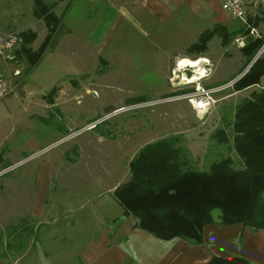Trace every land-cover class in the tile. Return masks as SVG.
Segmentation results:
<instances>
[{
  "label": "rangeland",
  "instance_id": "374dc122",
  "mask_svg": "<svg viewBox=\"0 0 264 264\" xmlns=\"http://www.w3.org/2000/svg\"><path fill=\"white\" fill-rule=\"evenodd\" d=\"M42 1L56 4L61 26L39 64L27 73L23 96L15 90L6 105L0 103V130L9 137L6 147L12 152L10 159L6 157L0 164V169L8 167L0 187L26 188L29 203L36 200V190H45L47 207L70 203L75 209L82 204L89 209L100 200L92 194L72 199L69 190L85 191L92 186V192L111 187L114 178L102 174L106 173L105 163L108 171L114 162L120 171L141 147L163 139H175V147L194 170L207 171L208 165L221 157L231 158L237 167L231 143L219 145L212 134L224 128L231 139L224 125L230 124L234 107L248 92H219L216 104L203 116L196 115L185 102L157 104L182 88L172 87L168 81L176 63L192 60L194 55L186 58L181 52L167 69L172 58L169 51L175 46L187 48L206 28L211 11L204 0H190L182 6L173 18L153 30L164 34L158 37L143 26L105 19L103 0ZM32 7V0H0V36L33 30L38 35L36 44H40L46 31L42 21L33 17ZM260 24L264 21L259 18L252 26L260 31ZM233 25L240 23L234 21ZM253 38L239 36L234 44L238 39L246 43L256 40ZM261 39L264 42V32ZM234 44L212 51L220 59L217 66L211 67L206 60L198 66L205 72L203 79L212 74L223 84L240 76L246 59ZM256 56L264 58V44ZM193 71L187 69L185 74L191 76ZM259 87H264V76ZM52 99L58 105L53 112L44 109ZM135 99L141 101L137 104L157 105L127 109L135 105ZM74 160L82 177L72 170ZM100 175L107 183L97 182ZM9 205H17L14 198Z\"/></svg>",
  "mask_w": 264,
  "mask_h": 264
},
{
  "label": "crops",
  "instance_id": "0c3cea01",
  "mask_svg": "<svg viewBox=\"0 0 264 264\" xmlns=\"http://www.w3.org/2000/svg\"><path fill=\"white\" fill-rule=\"evenodd\" d=\"M204 1L211 13L208 25L206 28L203 27L196 40L204 32L216 33L208 41L206 52L196 60H206L211 67H215L220 63L215 53L223 50L225 46L233 45L235 38L244 36L242 33L244 27L240 21L224 14L216 0ZM103 2L105 7L101 14L106 15L105 19L113 22L126 21L138 28L143 26L145 30L152 32L151 35L154 37L164 36L162 32L158 34L153 30L173 18L182 6L190 4V0H103ZM255 20L258 21L259 18ZM234 21H238L241 27H233ZM262 25L258 26L263 28L260 29L263 33ZM149 32L144 33L145 37H149ZM37 39L38 35L29 47L32 50H36L40 45L36 44ZM238 41L234 45L240 53L242 48H238ZM244 44L246 46V41ZM217 45L219 49L214 50ZM187 48L175 46L170 49L172 58L167 69L181 57V52L182 56L188 58L183 55ZM15 52L12 62L0 58V71L12 90L9 96L0 99V103L4 105L15 90L19 91L18 95L23 96L21 88L29 72L24 59L16 58ZM168 77L167 74L164 79ZM219 81L221 80L208 74L199 84L211 88L222 85ZM258 86L235 93L250 94L251 91H259L262 88ZM57 107V103L52 99L50 103L45 104L44 109L53 112ZM0 134L1 164L6 157L10 159L12 152L6 147L9 137L5 135V131L0 130ZM131 159L120 169L121 172L115 162L112 163L111 171H108L107 163L103 165L106 170L105 174L102 173L104 177L109 175L114 178L111 187L106 186L105 189L100 188L92 192L89 191L93 189L92 186L84 188L85 191L76 188L69 190V197L72 199L90 197L92 194L100 200L89 209L83 204L75 209L70 203L66 207H56L53 204L47 207L49 196L45 190H36L38 193L36 200L29 203L26 188H11L10 184L4 188L0 187V264H207L213 257L227 260L242 258L249 264H264V230L252 233L240 223L231 226L214 224L206 226L203 229L201 245H192L181 239L162 241L137 229L136 220L130 216L124 217L121 207L113 198L115 187L128 179V164ZM76 164L74 160L72 163L74 174H77L78 170ZM7 168L0 169V179L7 175ZM117 173H120L117 175L119 178H116ZM77 175L82 177L79 173ZM97 182L101 185L107 183L102 176ZM13 198L17 204L14 207L9 205Z\"/></svg>",
  "mask_w": 264,
  "mask_h": 264
},
{
  "label": "trees",
  "instance_id": "16d2710c",
  "mask_svg": "<svg viewBox=\"0 0 264 264\" xmlns=\"http://www.w3.org/2000/svg\"><path fill=\"white\" fill-rule=\"evenodd\" d=\"M32 15L42 21L45 36L36 50L29 48L37 38L32 30L16 33L21 44L16 58L24 59L30 71L52 45L62 17L55 13L56 4L32 0ZM259 20H254L253 25ZM214 31L204 32L184 54L196 60L207 49ZM244 35L248 31H242ZM261 38L246 43L240 53L245 65L251 62L261 46ZM232 85L240 92L259 85L264 76V58H258ZM233 80V79H232ZM193 89L172 93L179 95ZM166 98V97H164ZM132 104L140 103L135 99ZM229 128L216 129L212 138L219 144L231 143L237 167L229 157L212 161L207 171L189 167L175 139H163L141 147L128 164V179L115 187L114 201L124 217H133L136 228L154 239H181L192 245L203 243V229L209 225L241 224L252 233L264 230V87L251 91L234 107ZM207 264H249L242 258L213 257Z\"/></svg>",
  "mask_w": 264,
  "mask_h": 264
},
{
  "label": "built area",
  "instance_id": "2783aa9c",
  "mask_svg": "<svg viewBox=\"0 0 264 264\" xmlns=\"http://www.w3.org/2000/svg\"><path fill=\"white\" fill-rule=\"evenodd\" d=\"M220 9L227 14L230 18L234 20H238L242 23V27L248 31V34L254 37L253 39L261 38L262 32L257 30L254 26H252L254 20L256 18H260L264 21V0H216ZM21 44V39L15 34H9L5 36H0V58H4L7 61L14 60V52L19 48ZM238 48H243L245 46L242 40L237 42ZM179 62L176 63L175 69L172 71V78L169 79L168 82L172 85V87H182L179 91H186L189 89H193L190 92H184L179 95L169 96V98H165L160 103H171V102H185L188 104V107L198 116H203L207 114L216 104V96L219 92L232 89V85L236 82L234 80L229 81L228 83L216 86V87H203L199 83L205 76V72L202 71L201 74L191 76H187L185 74L187 69L191 68H179ZM3 73L0 71V99H4L11 94V87L7 82ZM17 74V73H16ZM195 75V77H194ZM191 88H186L190 87ZM175 93V92H174ZM156 103H148V104H135L127 109H136V108H144L153 105H157ZM124 109H122L123 111Z\"/></svg>",
  "mask_w": 264,
  "mask_h": 264
},
{
  "label": "bare ground",
  "instance_id": "6f19581e",
  "mask_svg": "<svg viewBox=\"0 0 264 264\" xmlns=\"http://www.w3.org/2000/svg\"><path fill=\"white\" fill-rule=\"evenodd\" d=\"M179 64V68H183V67H186V68H191V69H194L195 72H198L201 74V70L198 68V66H200L202 63H204V61H200V60H188V59H183V60H180L178 61Z\"/></svg>",
  "mask_w": 264,
  "mask_h": 264
},
{
  "label": "water",
  "instance_id": "95a60500",
  "mask_svg": "<svg viewBox=\"0 0 264 264\" xmlns=\"http://www.w3.org/2000/svg\"><path fill=\"white\" fill-rule=\"evenodd\" d=\"M257 59H258L257 56L254 57V59L246 66V69L240 74V76L238 78H241L245 73H247V71L249 70V68L252 66L251 64H253ZM238 78H235L234 81H237Z\"/></svg>",
  "mask_w": 264,
  "mask_h": 264
}]
</instances>
